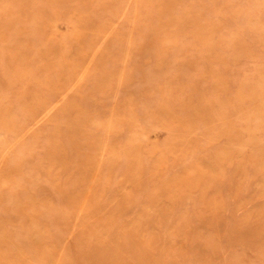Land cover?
Returning a JSON list of instances; mask_svg holds the SVG:
<instances>
[{
  "label": "rangeland",
  "instance_id": "rangeland-1",
  "mask_svg": "<svg viewBox=\"0 0 264 264\" xmlns=\"http://www.w3.org/2000/svg\"><path fill=\"white\" fill-rule=\"evenodd\" d=\"M26 1L0 39V228L22 241L5 263L113 241L117 264H264V0ZM56 145L64 164L40 159ZM210 201L224 222L183 226ZM249 211L259 238L228 247Z\"/></svg>",
  "mask_w": 264,
  "mask_h": 264
},
{
  "label": "bare ground",
  "instance_id": "bare-ground-1",
  "mask_svg": "<svg viewBox=\"0 0 264 264\" xmlns=\"http://www.w3.org/2000/svg\"><path fill=\"white\" fill-rule=\"evenodd\" d=\"M5 1L8 2V0H3V2H5ZM10 1H13V0H9V2ZM15 1H16L15 5H18V9L15 10L16 8L12 7L10 9L11 11L15 10L16 12H21V9L22 8L24 9V4L28 3L26 0H15ZM11 11H8V13H1L0 12V39H4L7 36V33L4 34L3 32L6 31L8 28L10 30L11 27L18 26V29L16 30L17 32L23 31L25 28V25H24V28H23V26L18 25V24L22 25L26 21L27 15L26 16L24 15V10H23L22 14H20V15L14 14ZM58 42L59 41H57V43ZM57 47H60V46H57ZM56 51H57V49H56ZM16 68H18V70L21 72L22 70H24V64H22V62H20L18 60ZM56 72H57V69H56ZM249 145H252V142H250ZM65 151L66 150L59 145L51 146V147H48L41 152L40 159L41 160H56L59 163V165H62L65 163V161H63V160H66ZM57 170H59V169H57ZM14 187L15 186H12L13 189L8 188L12 191L11 192L12 197L15 196L17 198L19 195L22 197V194L25 193L26 187L24 185L21 187H17L16 189H14ZM18 192L20 194H18ZM31 195H32V193H30L28 195V197H30ZM90 198H92V197H90ZM1 199L2 198L0 195V200ZM212 208H213V205H212L211 201L207 204L206 207H203V209L195 207L194 210H195L196 220L192 221V222L191 221L188 222L189 220H187V218L185 216V217H183V222H182L183 226H189L191 224H195V225H200V226H212V227H214L215 224H217L218 222L219 223L222 222L224 220L223 214L225 213L226 208L224 209V206L223 207L221 206L220 208H218L216 210H213ZM103 211H106V209L104 207H101L97 213H95V212L92 213V215H90L91 218H93L92 220L98 221L101 218ZM250 212L251 211L246 212L243 216L240 217V219L235 218L238 220H235L233 223V226L231 227V230L235 231V233L231 236L232 239L229 240L228 242L224 241L225 239L223 240L225 245H228V247H229L230 245H233L234 243L237 244L236 241H234V240H237V241L240 240V242H243V244H245V246H248V242L246 241L247 239L248 240H257L259 238V236H260L259 230L262 227V226L258 225V223H257L258 219H259L258 218L259 215L257 213H253L256 215V217H253L252 212L251 213ZM52 216H53V219L55 220V222L60 221L58 214L53 213ZM68 219L72 220L77 226H79V230H81L84 226H90L88 220L86 218H83V215L81 217H78V216L72 217L70 214L68 216ZM184 219H185V221H187V223L184 222ZM108 221H109V219H107V220L100 219L96 223V225H99V227H102V225H104ZM179 222H181V218L172 222V224L175 223V226H176L179 224ZM72 224L73 223H70L69 225H72ZM263 231H264V228L262 227V232ZM81 235L88 236L87 234L84 233V231L81 232ZM243 239H246V240H243ZM13 240H17L20 244H22V241L19 239H16V237L13 235V233H11V232L9 233L7 230H5V228H0V263L6 264L5 263L6 261H8V260L12 261V258H14L8 253L9 243ZM260 241L264 243V240H260ZM109 242L111 244L110 248H112V247L116 248V250L114 251V253H112L111 256H109V257L107 256L106 259H104L102 257V256L106 257L103 253V250L105 249V247L108 248L109 245L106 244V241L105 242L100 241L99 244L92 245L93 249H89V255L87 254V256H85L84 262L80 263L79 257H78V260L75 259L73 261L74 264H112V263L117 264L118 258H119L118 254L122 253L124 251L126 252L127 251L126 247L124 249L118 251V248L121 247V244L115 243V245H113V243H114L113 241H109ZM137 243H140V241H138ZM37 244H39V243H37ZM133 244H136L134 239L131 241V244H130V247L132 250H133V247H132ZM33 246H35V245H33ZM252 249H255L258 252V249L255 246ZM135 253H138V252H135ZM13 261L15 262V259H13ZM16 264H26V261H23V258H20V259H18ZM126 264H128V263H126Z\"/></svg>",
  "mask_w": 264,
  "mask_h": 264
}]
</instances>
